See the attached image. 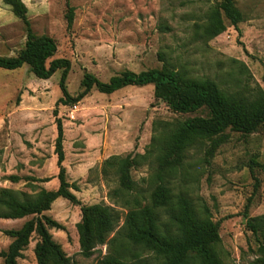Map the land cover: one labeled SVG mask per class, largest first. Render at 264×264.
<instances>
[{
	"label": "rangeland",
	"instance_id": "374dc122",
	"mask_svg": "<svg viewBox=\"0 0 264 264\" xmlns=\"http://www.w3.org/2000/svg\"><path fill=\"white\" fill-rule=\"evenodd\" d=\"M22 1L34 34L56 41L54 59L71 62L66 86L74 98L82 92L87 73L108 83L127 71L139 74L164 65L190 78L211 79L223 89L244 94L258 87L264 91V0H237L243 22L237 28L227 22V30L213 40L203 36V28L209 9L222 0ZM67 2L74 9L70 28ZM26 42L24 23L0 0V56H17ZM243 66L247 75L242 74ZM61 77L59 71L50 80H39L27 66L0 69V194L10 189L34 196L44 185L35 181L57 178V110L64 128L67 179L77 188L71 192L83 205L111 206L121 214L111 240L123 227L126 210L110 199L118 177L112 169L104 172V162L155 151L166 127L207 113H173L156 100L154 86L128 87L112 95L93 90L76 105L58 106ZM156 155L155 151L131 170L141 188L149 185ZM12 176L23 180L12 183ZM174 185L196 208L208 207L213 220L221 224L216 251L224 264H248L259 257L244 212L251 201L248 217L264 216V126L251 135L228 131L190 148ZM44 215L66 228L50 233L71 264H100L118 251L116 244H106L98 246L93 257L84 258L77 231L81 209L65 199H58ZM32 219H0V254L12 243L5 232L19 230ZM38 241L34 234L19 264H38Z\"/></svg>",
	"mask_w": 264,
	"mask_h": 264
},
{
	"label": "trees",
	"instance_id": "16d2710c",
	"mask_svg": "<svg viewBox=\"0 0 264 264\" xmlns=\"http://www.w3.org/2000/svg\"><path fill=\"white\" fill-rule=\"evenodd\" d=\"M3 2L24 23L27 42L17 56H0V69L17 71L27 66L36 78L43 81L62 71V98L58 106L76 105L93 90L112 95L128 87L154 86L156 100L164 102L173 113L187 115L201 110L207 113L206 117H196L166 127L159 134L154 145L157 153L152 162L154 172L147 188H141L134 182L131 170L147 162L155 151H148L145 155L132 153L126 157H111L104 162V172L112 169L118 177V187L110 194V199L115 207L126 210L123 227L108 240L118 227L121 214L111 206L83 205L71 192L77 191V188L67 179L64 128L56 110L58 137L55 155L59 188L57 191L41 188L34 196L10 189L1 191L0 219L34 217L21 229L5 232L12 243L0 254L3 264H19L34 234L39 238L35 248L38 264H71L62 246L50 233L51 229L66 231V228L44 215L61 198L81 209L82 217L77 231L81 255L86 259L94 256L98 246L116 244L118 251L105 257L100 264H224L216 251L221 239V224L213 220L208 207L196 208L187 194L177 191L174 181L187 150L198 143L210 142L228 131L243 135L257 133L264 126V91L258 87L244 94L240 90L223 89L211 79L190 78L164 65L162 69L139 74L127 71L108 83L87 73L81 82L82 92L74 98L66 86L71 62L54 59L58 52L56 41L49 36L34 34L28 9L22 0ZM67 8L66 19L70 28L74 22V9L69 2ZM227 22L234 28L243 22L237 0H222L209 9L203 36L207 40L215 39L227 30ZM242 74H248L245 66ZM9 180L16 184L23 179L12 176ZM50 181L42 179L35 182L45 184ZM250 202L245 208L244 218L258 246L259 257L248 264H264V216L249 218Z\"/></svg>",
	"mask_w": 264,
	"mask_h": 264
},
{
	"label": "crops",
	"instance_id": "0c3cea01",
	"mask_svg": "<svg viewBox=\"0 0 264 264\" xmlns=\"http://www.w3.org/2000/svg\"><path fill=\"white\" fill-rule=\"evenodd\" d=\"M64 167H65L66 170H67L66 159H65V162H64ZM67 174H70V171H68ZM57 177H58V176H57ZM48 179H51V181L48 182V183H45V184L42 186V189H45V190H47V191H57L58 188H59V185H58L59 181H58V179L55 178V177L48 178ZM79 200H80V199H79ZM56 202H57V201H56ZM56 202H55V203H56ZM55 203H54V204H55Z\"/></svg>",
	"mask_w": 264,
	"mask_h": 264
}]
</instances>
